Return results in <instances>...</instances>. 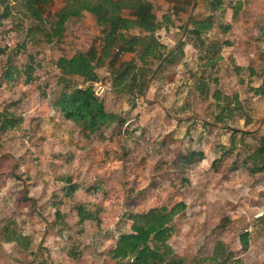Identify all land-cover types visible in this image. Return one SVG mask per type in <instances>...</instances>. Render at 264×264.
Returning a JSON list of instances; mask_svg holds the SVG:
<instances>
[{"label": "rangeland", "instance_id": "obj_1", "mask_svg": "<svg viewBox=\"0 0 264 264\" xmlns=\"http://www.w3.org/2000/svg\"><path fill=\"white\" fill-rule=\"evenodd\" d=\"M236 1L199 0L173 21L157 4L161 58L114 48L90 83L57 67L99 57L105 33L90 13L56 35L64 0L42 20L27 0H0V264H113L131 215L178 203L167 262L264 264V162L253 158L264 145V0H242L233 18ZM204 20L212 28L196 29ZM88 85L114 118L85 133L57 101Z\"/></svg>", "mask_w": 264, "mask_h": 264}, {"label": "trees", "instance_id": "obj_2", "mask_svg": "<svg viewBox=\"0 0 264 264\" xmlns=\"http://www.w3.org/2000/svg\"><path fill=\"white\" fill-rule=\"evenodd\" d=\"M60 0H27L32 7V14L42 20V7L46 4ZM65 7L57 13L58 28L53 33L60 35L62 25L71 17H81L84 12L90 13L103 28L102 50L99 57L96 51L80 53L71 59L60 58L57 67L63 76H78L84 82H96L93 63L101 65L109 53L115 48L118 53H133L140 47L139 59L146 64L147 57L161 58L165 46L155 39L154 35L160 29L156 17L152 13V5L147 0H64ZM242 1L234 4L231 17H236ZM130 16L125 17L124 12ZM5 16V15H4ZM44 21V20H43ZM196 29L206 30L212 28L209 20L197 21ZM137 30L135 35L130 32ZM132 71V62L124 65L116 72V80H121ZM118 73V74H117ZM144 73L141 70L140 76ZM133 82L135 77H133ZM143 87V83L141 88ZM61 92L57 101L65 119L73 122L82 132H96L103 125L109 126L114 118L104 109L102 101L96 96L92 85L87 87H74ZM261 93L264 92V67L261 84ZM260 92V91H259ZM254 160L264 162V145L253 155ZM258 172L260 167H255ZM184 203L175 204L168 209L161 206L148 210L145 213L134 214L129 217L132 222L131 233L121 234L114 249L109 252L113 264H174L167 262L173 254L168 241L171 236V223L175 217L185 210ZM18 236L13 234L7 240L17 241Z\"/></svg>", "mask_w": 264, "mask_h": 264}, {"label": "crops", "instance_id": "obj_3", "mask_svg": "<svg viewBox=\"0 0 264 264\" xmlns=\"http://www.w3.org/2000/svg\"><path fill=\"white\" fill-rule=\"evenodd\" d=\"M147 1L152 5L153 7L152 13L155 15L156 22L159 24V20L160 19L162 20L163 13L157 11L156 9L157 4L158 5L162 4L163 8L167 9V12L165 14H167L169 18L173 21L176 20V18H181V19H183L184 17L188 18L192 10L197 9L199 0H172L171 2H167V0H147ZM184 3H186L187 5H184ZM242 6H243V1H242Z\"/></svg>", "mask_w": 264, "mask_h": 264}]
</instances>
